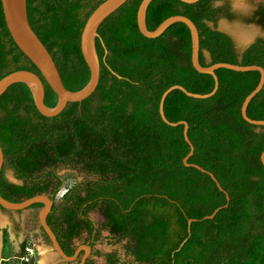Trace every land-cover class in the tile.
I'll return each mask as SVG.
<instances>
[{
  "label": "trees",
  "instance_id": "obj_1",
  "mask_svg": "<svg viewBox=\"0 0 264 264\" xmlns=\"http://www.w3.org/2000/svg\"><path fill=\"white\" fill-rule=\"evenodd\" d=\"M102 1L27 0L30 24L71 90L90 79L81 34ZM141 1L128 0L100 25L96 45L101 74L91 96L45 116L23 82L1 95L4 167L14 169L23 183L6 178L3 167L0 193L12 201L50 194L54 204L47 221L69 255L76 249L74 238L84 232L90 237L96 229L91 212L98 209L104 217L99 232L109 231L119 238L116 241H125V259L113 251L101 264H264V126L249 123L241 111L260 72L221 67L216 69L219 87L214 95L195 98L173 89L164 102L169 120L189 123L195 146L189 162L212 171L228 200L210 174L184 164L190 151L184 125L167 124L159 112L161 96L170 86L207 93L215 79L193 66L191 32L185 23H173L156 38L140 32ZM256 13L257 22L264 24V8ZM175 14L190 17L198 26L202 64L226 61L264 67V36L239 50L232 36L218 28L221 18L236 17L229 0H152L147 26L155 29ZM18 69L38 73L46 104L56 105L58 95L14 41L0 0V79ZM247 113L264 119V88L250 101ZM58 166L75 168L84 177L56 199L62 187L61 180L53 184ZM226 203L214 217L205 218ZM42 206L37 202L30 207ZM190 218L197 220L189 224Z\"/></svg>",
  "mask_w": 264,
  "mask_h": 264
},
{
  "label": "water",
  "instance_id": "obj_2",
  "mask_svg": "<svg viewBox=\"0 0 264 264\" xmlns=\"http://www.w3.org/2000/svg\"><path fill=\"white\" fill-rule=\"evenodd\" d=\"M1 1H2L6 23L14 41L16 42L18 47L24 52V54L41 71L43 77L47 80V82L50 84L52 89L58 95V101L54 106H49L48 104H46L45 85L42 77L35 71L28 69L14 70L6 74L4 77H2L0 79V97L12 84L23 82L29 86L32 92L34 103L37 109L39 110V112L45 116H55L59 114L66 107L68 102H82L83 100L91 96L97 89L101 74L100 57L96 45V38L100 36L98 29L102 24V22L109 15H111L116 10H118L128 0H104L91 12L89 17L87 18L81 34V49L90 69V79L85 84V86H83L78 90H71L66 87L52 54L50 53L45 43L41 40L39 35L35 32V30L31 26L28 16L27 0H1ZM151 1L152 0H142L139 5L137 11V24L140 32L149 38H156L160 36L173 23L175 22L185 23L189 27L191 32V38H192L191 58H192L193 66L201 73L212 74L215 79V86L213 90L207 93L190 91L181 84H174L170 86L163 92L161 96L160 104H159L160 115L163 121H165L169 125L172 126H176L179 124L184 125V137L185 140L190 145V151L184 157V164L186 166L196 167L201 171L210 174V176L217 183L220 190L226 193L227 199L229 200L230 196L228 192L222 187L220 181L217 179V177L212 171L204 168L203 166L197 163L189 162V158L194 153V149H195V146L188 135L189 123L186 120H179V121L169 120L165 114L164 102L167 95L173 89H181L187 95L195 98H207L214 95L219 87V77L216 73V69L218 68L224 67L237 71L258 70L260 72V80L257 86L244 99L241 111L244 119L249 123L258 126H264V119L252 118L247 113V108L250 101L258 92L262 90V88H264V67L259 64H239V63L237 64L226 61L216 62L209 65L202 64L200 61V34L196 23L186 15L175 14L167 17L155 29H149L147 26L146 16H147V9ZM181 1L186 3H195L199 0H181ZM206 55L209 56V53L206 52ZM117 75L121 77L120 74L117 73ZM261 160L262 163L264 164V150L261 154ZM4 163H5L4 151L0 144V174L4 167ZM37 202L43 203V206L40 208L38 214L39 222L43 231H45L48 234L54 252L64 260L75 261L78 259L80 251L84 249L85 254L82 256L79 264H85L86 258L88 257L92 249L91 246L84 244L79 246L74 252V254L72 255L67 254L64 248L61 246L56 233L48 223L47 217L48 214L51 212L52 206L54 204V198L50 194L40 193L25 198L21 201H12L5 198L0 193V206L8 210H23ZM227 205L228 203H226L223 206H219L214 210L213 213L206 215L205 218L214 217L222 207ZM196 220L197 218H190L189 224H191L193 221Z\"/></svg>",
  "mask_w": 264,
  "mask_h": 264
},
{
  "label": "rangeland",
  "instance_id": "obj_3",
  "mask_svg": "<svg viewBox=\"0 0 264 264\" xmlns=\"http://www.w3.org/2000/svg\"><path fill=\"white\" fill-rule=\"evenodd\" d=\"M229 2L233 12L236 14V17L232 20L221 18L217 25L218 28L230 34L234 39L236 47L239 50H242L256 37L264 36V24L257 22L258 16L256 13L258 8L264 7V0H229ZM68 169L69 168L64 166L59 169L60 174L64 178V184L59 189L56 199L61 198L65 191L72 184L84 177L83 172L77 171L76 174H70L68 173ZM5 172L11 180L17 181L13 174V170L9 165L5 166ZM39 210L40 208H27L23 210L4 211L2 208H0V217L6 216L5 226L3 225L0 227V230L3 233V237L5 236V233L8 234V243H4L2 247L0 264L20 263L18 253L16 252L11 241V233H14V230L16 229L15 231H17V241H19L24 237V235L29 234L34 227L38 228L40 226L38 217ZM91 216L97 221L101 220L98 210L92 211ZM106 234L107 232H105V235ZM29 237L30 236H28V238ZM120 246L121 243L114 242L110 244L106 241V243H104L101 247L103 252H107ZM48 247L52 248L51 245H48ZM52 250L51 252H46L42 249L41 252L43 255H45L44 257L46 259H44L43 255L39 256L38 264L60 263V257L54 252L53 248ZM101 260L102 258H100V261Z\"/></svg>",
  "mask_w": 264,
  "mask_h": 264
},
{
  "label": "flooded vegetation",
  "instance_id": "obj_4",
  "mask_svg": "<svg viewBox=\"0 0 264 264\" xmlns=\"http://www.w3.org/2000/svg\"><path fill=\"white\" fill-rule=\"evenodd\" d=\"M260 8H264V7H260ZM260 8H258V9H260ZM258 16V15H257ZM258 18H259V16H258ZM61 168V166H58L57 168H56V172H55V174H54V183L53 184H55L58 180H61L62 181V185L64 184V178L62 177V175L60 174V172H59V169ZM67 168H69L68 170V173H70V174H76V172L77 171H79V170H77V169H75V168H70V167H67ZM12 169V168H11ZM4 175H5V177L6 178H8L10 181H12V182H14V183H16V184H22L23 183V180L22 179H20V178H18V176H17V174L15 173V171H14V169H12L13 170V174H14V176H15V178H16V180L17 181H14V180H11L8 176H7V174H6V172H5V167H4ZM83 179V178H82ZM81 179V180H82ZM81 180H77L76 182H79V181H81ZM75 182V183H76ZM49 191L51 192V191H53V185L49 188ZM28 208H31V207H28ZM27 209V208H26ZM95 210H98V209H95ZM12 211V210H11ZM94 211V210H93ZM98 212H99V210H98ZM99 215L101 216V220H99V221H97V220H95L92 216V219L95 221V227H96V229L93 231V233L90 235V237L88 236V233L87 232H84L83 234H82V238H74V245L76 246V249L79 247V246H81V245H84V244H87V245H90L91 246V251H90V253H89V255H88V257L86 258V262H85V264H87V263H89L91 260H95L96 261V263L97 264H101V263H103V262H105L106 261V258H105V254H107V253H111V252H113V251H117L118 252V255L120 256V257H122L123 259H125V250H124V248H123V245L122 244H124V240H122V241H116V240H119V238L118 237H114V236H112L111 234H110V232L109 231H105V230H102L101 231V233L99 232L100 231V222H102L103 221V219H104V217L101 215V213L99 212ZM42 228V227H41ZM43 231V230H42ZM105 232H107V234L105 235ZM101 234V235H100ZM43 235H44V233H43ZM45 237V236H44ZM46 239V238H45ZM106 241L107 242H109L110 244L111 243H114V242H116V243H121V246L120 247H118V248H113L112 250H109V251H107V252H103L102 251V247L101 246H103V244L104 243H106ZM46 242L48 243V244H50L51 245V243H49L47 240H46ZM76 249H75V251H76ZM98 251H100V252H102V254H98ZM85 254V250L84 249H82L81 251H80V254H79V256H78V259L77 260H75V261H67V260H64L63 258H61L60 256V259H61V262L60 263H58V264H79L80 263V261H81V258H82V256ZM100 258H102V260L100 261ZM139 264V263H137V262H132L131 264Z\"/></svg>",
  "mask_w": 264,
  "mask_h": 264
},
{
  "label": "crops",
  "instance_id": "obj_5",
  "mask_svg": "<svg viewBox=\"0 0 264 264\" xmlns=\"http://www.w3.org/2000/svg\"><path fill=\"white\" fill-rule=\"evenodd\" d=\"M3 217L6 218V216H3ZM8 219H10V218H8ZM15 230H14V233H11V235H12L11 241H12V243L14 245V248H15L16 252L18 253V256L21 255V253L23 251V248H24L23 245L26 244L27 242L33 243L38 248V250L40 251V256L42 255V252H41L42 249L44 251H46V252H51L52 248L48 247V245H50V244H48L46 242V239H45V237L43 235V231H42L41 225L38 228L34 227L30 231L29 234L24 235V237L21 240H19V241H17V231H15ZM28 236H30V237L28 238ZM3 244H4V237H3V233H2V247H3ZM41 247H42V249H41ZM1 251H2V249H1Z\"/></svg>",
  "mask_w": 264,
  "mask_h": 264
},
{
  "label": "built area",
  "instance_id": "obj_6",
  "mask_svg": "<svg viewBox=\"0 0 264 264\" xmlns=\"http://www.w3.org/2000/svg\"><path fill=\"white\" fill-rule=\"evenodd\" d=\"M40 251L31 242H27L24 245L23 251L19 256V264H38L39 263Z\"/></svg>",
  "mask_w": 264,
  "mask_h": 264
},
{
  "label": "bare ground",
  "instance_id": "obj_7",
  "mask_svg": "<svg viewBox=\"0 0 264 264\" xmlns=\"http://www.w3.org/2000/svg\"><path fill=\"white\" fill-rule=\"evenodd\" d=\"M6 223V218L0 217V227H2ZM5 226V225H4ZM1 249H2V232L0 230V257H1ZM46 254V253H45ZM43 255V254H42ZM45 255H43L44 257ZM44 259H46L44 257Z\"/></svg>",
  "mask_w": 264,
  "mask_h": 264
}]
</instances>
